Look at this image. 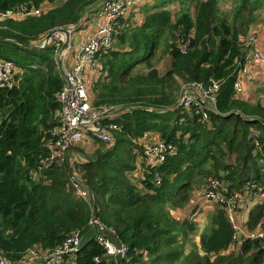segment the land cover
<instances>
[{"label":"trees","instance_id":"obj_1","mask_svg":"<svg viewBox=\"0 0 264 264\" xmlns=\"http://www.w3.org/2000/svg\"><path fill=\"white\" fill-rule=\"evenodd\" d=\"M100 1L0 0V13L18 7L44 10L0 21V60L20 71L9 87L0 88V259L17 264L36 246L50 253L79 231L80 247L61 264H264V240H245L230 249L234 229L224 204H213L200 233L197 211L193 219L173 217L211 181L226 197L250 186L251 193L264 194L259 164L264 108L234 97L241 38L253 23L256 0H165L139 12L140 24L129 17L118 20L112 46L97 56L104 77L91 94L93 106L117 111L115 119L100 122L120 127L110 131L112 144L85 160L52 162L29 174L50 156L47 144L59 122L57 96L64 84L57 65L61 44L40 48L36 43L76 24ZM173 3L175 13L163 8ZM46 5L52 7L45 10ZM162 62L168 67L163 74L156 66ZM177 79L222 82L215 111H206L203 119L195 108H175ZM254 134L259 151L252 144ZM153 135L173 145L174 154L137 176L142 145ZM73 179L90 199L77 195ZM92 216L104 225L103 235L128 247L125 261L99 247L98 232L89 225ZM263 221L264 203L250 209L246 229L255 230Z\"/></svg>","mask_w":264,"mask_h":264},{"label":"built area","instance_id":"obj_2","mask_svg":"<svg viewBox=\"0 0 264 264\" xmlns=\"http://www.w3.org/2000/svg\"><path fill=\"white\" fill-rule=\"evenodd\" d=\"M141 1L101 0L97 3L94 6L95 15L102 22L78 46L74 53V62L70 70L64 68L63 58L69 48V37L82 23L83 16L76 24L63 27L59 29L60 31H54L50 33V38L44 37L40 42L36 43V46L40 48L50 46L54 42L61 44V48L57 52V65L63 77L64 84L57 96L60 104L59 122L51 129L50 134L53 140L47 144L50 150V156L46 160L41 161L36 168L29 170L31 176H35L52 162L62 164L68 161L69 152L77 148L83 139L99 140L104 144L105 148H109L112 144L113 141L110 131H117L120 127L115 124L101 127L100 122L105 118L115 119L117 111L112 106L95 107L92 105L87 92L85 71L100 70L97 56L100 52L112 46L113 37L118 34L115 27L117 21L124 18L129 8L136 7ZM43 11L41 8L26 10L24 7H18L14 10L0 13V21L12 18L15 14H18L21 18L26 16H39ZM253 41L254 38L250 35L241 38V43L245 50L252 46ZM184 49L185 46H182L181 52H184ZM252 58L264 65V50L261 52H253ZM19 73L20 71L11 62L0 60V88L9 87L13 77ZM221 84L222 82L214 79H210L207 85L197 81L181 84L180 95L174 107L185 110L195 108V112L200 113L202 118L205 119L206 111H215V100ZM234 90L236 92L239 91L237 83L234 84ZM256 134L253 135L252 143L254 148L259 151L260 147ZM149 138L142 145L141 156L137 159L143 164L145 171L147 167L154 168L158 166L167 155H173L175 151L173 145L162 141L149 143ZM259 162L260 165L264 166V160ZM72 185L76 189L79 197L88 200V191L83 189L76 179L72 180ZM221 187L218 182L211 181L206 191L201 192V198L205 201H214V203H220L226 206L229 220L234 229L230 249L235 251V248H238L241 242L245 240H264V221L252 231H248L246 226H244L247 220L244 225L239 223V216L245 215L248 219V213L251 209V199L248 197V194L253 190L252 186L249 187V191L247 192L239 193L234 191L228 197L220 193ZM262 203H264V200L259 204ZM89 225L98 232L95 240L106 256L126 260L128 247L125 244L113 242L109 237L103 235L106 229L95 217H91ZM243 228L246 230H241ZM82 240L79 231L73 232L59 247L50 253L46 252L35 264H61L65 256L75 252L80 247ZM31 254L29 251L17 264H28L27 257ZM0 264H8V262L5 259H0Z\"/></svg>","mask_w":264,"mask_h":264},{"label":"crops","instance_id":"obj_3","mask_svg":"<svg viewBox=\"0 0 264 264\" xmlns=\"http://www.w3.org/2000/svg\"><path fill=\"white\" fill-rule=\"evenodd\" d=\"M165 0H142L134 9L129 8L126 11L124 19L130 18V21L134 22V24L140 23L138 17L139 12L145 8H151L154 6H159ZM258 7L254 12V20L250 25L248 34L254 38L252 46L248 49H242V59L239 64V68L236 74V83L239 86V91L235 93L236 100L245 102L251 106H261L264 108V65L255 61L252 58L253 52H261L264 50V0H257ZM52 7V5H46L44 8L48 10ZM172 7V8H171ZM165 9L177 8V4H165L163 5ZM101 20L95 15V7L89 8L83 14L82 23L78 26V28L71 33L69 39V48L65 53L63 58L64 68L66 70H70L73 66V56L76 52L78 46L83 43L85 38L94 31V29L101 24ZM58 62V59H57ZM104 74H102L99 70H86L85 71V81L87 85V92L91 100L92 89L97 82L103 80ZM159 136L153 135L149 138V143H157L159 142ZM103 145V144H102ZM103 147L100 146V143L95 141L94 139H83L80 145L69 152L68 154V163H73L75 161L85 160L86 157H92V155H96L98 152L104 150ZM138 168L136 170V175L140 176L144 173L143 164L140 160H137ZM262 194V193H261ZM264 195V194H263ZM264 199V196H263ZM212 206L208 203H204L202 201L201 196L193 195V198L190 200L188 205L184 207L182 210H177L173 213V217L180 220L186 217V213L188 212V216L190 213L197 211L196 218L200 215L207 216V213L211 210ZM185 215V216H184ZM187 216V217H188ZM199 217L197 218V222H199ZM247 220V216L242 215L239 216V223L242 225L245 224ZM204 224V219L201 222V226ZM245 226V225H244ZM246 230V229H241ZM201 228H199V232ZM32 254L27 257L28 264H35L38 260H40L46 252L39 249V247H34L30 251ZM70 258V257H69ZM66 259V263H67ZM64 262V261H63ZM62 262V263H63Z\"/></svg>","mask_w":264,"mask_h":264},{"label":"rangeland","instance_id":"obj_4","mask_svg":"<svg viewBox=\"0 0 264 264\" xmlns=\"http://www.w3.org/2000/svg\"><path fill=\"white\" fill-rule=\"evenodd\" d=\"M257 1V0H256ZM225 2H227V1H225ZM172 8V7H171ZM176 10H177V8H173V10L171 9V12L172 13H175L176 12ZM19 17V15L18 14H15L12 18H14V19H17ZM139 18V20H141V22H142V17L140 16V17H138ZM174 18V17H173ZM140 24V23H139ZM34 45V44H33ZM160 58V51H158L157 53H156V59H159ZM156 66H158V71L161 73V74H163L164 72H166L167 71V69H168V67L167 66H165V63L164 62H162V63H160V64H158L157 63V65ZM177 81V83H179L180 84V87H181V84H184L181 80H179V79H177L176 80ZM235 91V90H234ZM236 92V91H235ZM235 97V99H236V95L234 96ZM176 108H179V107H176ZM253 144V143H252ZM138 164V163H137ZM259 164H260V162H259ZM202 194L201 193H199L198 194V196H201ZM248 197H250V199H251V202H250V207H251V209L255 206V205H257V204H259V203H261L264 199H263V195L262 194H260V193H250V194H248ZM192 199V198H191ZM202 201L204 202V203H208L209 205H211V206H213V204H214V201H205V200H203L202 199ZM188 214V212L185 214L186 215V217L184 218V219H180V220H186L187 219V215ZM208 214V213H207ZM184 215V216H185ZM188 217H191L192 219H193V217H192V213H190L189 214V216ZM203 219H204V224L202 225V226H204L205 224H206V217L205 216H201L200 215V217H199V228H201L202 226H201V222L203 221ZM199 230V229H198ZM200 233V232H199ZM198 233V234H199ZM191 236H193L194 238H193V240L195 241V242H197V240L199 239V235H197V234H195L194 232L192 233V234H190ZM189 246H191V245H189Z\"/></svg>","mask_w":264,"mask_h":264},{"label":"water","instance_id":"obj_5","mask_svg":"<svg viewBox=\"0 0 264 264\" xmlns=\"http://www.w3.org/2000/svg\"><path fill=\"white\" fill-rule=\"evenodd\" d=\"M59 31H60V30H59ZM47 37L50 38V37H51V34H48Z\"/></svg>","mask_w":264,"mask_h":264}]
</instances>
